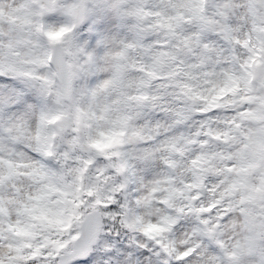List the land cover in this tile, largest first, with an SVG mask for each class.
<instances>
[{"label":"snow or ice","instance_id":"1","mask_svg":"<svg viewBox=\"0 0 264 264\" xmlns=\"http://www.w3.org/2000/svg\"><path fill=\"white\" fill-rule=\"evenodd\" d=\"M0 264H264V0H0Z\"/></svg>","mask_w":264,"mask_h":264}]
</instances>
